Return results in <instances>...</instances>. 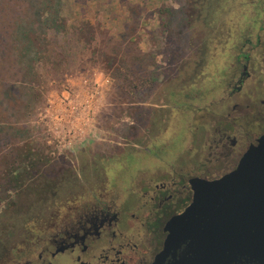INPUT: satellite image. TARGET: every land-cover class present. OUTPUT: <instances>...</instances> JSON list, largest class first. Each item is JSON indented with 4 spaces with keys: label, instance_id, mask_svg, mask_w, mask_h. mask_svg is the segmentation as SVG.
I'll list each match as a JSON object with an SVG mask.
<instances>
[{
    "label": "flooded vegetation",
    "instance_id": "flooded-vegetation-1",
    "mask_svg": "<svg viewBox=\"0 0 264 264\" xmlns=\"http://www.w3.org/2000/svg\"><path fill=\"white\" fill-rule=\"evenodd\" d=\"M181 3L175 35L188 33L173 54L171 106L155 92L122 154L93 161L88 182L51 172L57 200L32 209L30 224L0 227V264H152L192 185L229 174L264 137V0Z\"/></svg>",
    "mask_w": 264,
    "mask_h": 264
},
{
    "label": "rangeland",
    "instance_id": "rangeland-1",
    "mask_svg": "<svg viewBox=\"0 0 264 264\" xmlns=\"http://www.w3.org/2000/svg\"><path fill=\"white\" fill-rule=\"evenodd\" d=\"M189 1L0 0V227L30 224L32 209L57 200L45 188L51 172L86 183L93 161L121 155L130 121L138 127L157 96L171 106L173 54L188 33L176 38L175 4ZM93 76L109 83L87 136L65 147L49 102Z\"/></svg>",
    "mask_w": 264,
    "mask_h": 264
},
{
    "label": "water",
    "instance_id": "water-1",
    "mask_svg": "<svg viewBox=\"0 0 264 264\" xmlns=\"http://www.w3.org/2000/svg\"><path fill=\"white\" fill-rule=\"evenodd\" d=\"M192 188L152 264H264V137L229 174Z\"/></svg>",
    "mask_w": 264,
    "mask_h": 264
},
{
    "label": "built area",
    "instance_id": "built-area-1",
    "mask_svg": "<svg viewBox=\"0 0 264 264\" xmlns=\"http://www.w3.org/2000/svg\"><path fill=\"white\" fill-rule=\"evenodd\" d=\"M108 83V78L102 76L81 79L78 87L66 85L50 100V115L58 129L53 132L57 143L70 147L84 140Z\"/></svg>",
    "mask_w": 264,
    "mask_h": 264
}]
</instances>
